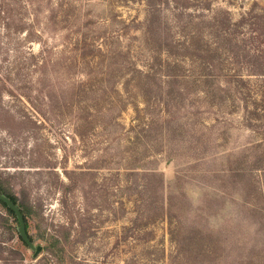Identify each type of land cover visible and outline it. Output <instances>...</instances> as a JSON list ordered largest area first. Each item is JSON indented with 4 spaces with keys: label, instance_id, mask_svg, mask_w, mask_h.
Segmentation results:
<instances>
[{
    "label": "rangeland",
    "instance_id": "rangeland-1",
    "mask_svg": "<svg viewBox=\"0 0 264 264\" xmlns=\"http://www.w3.org/2000/svg\"><path fill=\"white\" fill-rule=\"evenodd\" d=\"M0 183V264H264V3L0 0Z\"/></svg>",
    "mask_w": 264,
    "mask_h": 264
},
{
    "label": "trees",
    "instance_id": "trees-1",
    "mask_svg": "<svg viewBox=\"0 0 264 264\" xmlns=\"http://www.w3.org/2000/svg\"><path fill=\"white\" fill-rule=\"evenodd\" d=\"M0 193L9 197L13 201V203L17 204L18 207L21 209V212H22L23 218H24V222H25L26 231H27L28 225H27V218H26V210L22 207L21 204L17 203L16 197L13 194L8 193L5 190V188L2 186L1 183H0ZM0 206L2 207V209L4 211L3 213H0V225L1 226L10 227L9 219H11V221L18 223L17 218H16L13 210L10 207H8L7 204L4 203L2 200H0ZM27 234H28L29 238L31 239V241H33L32 237L30 236L28 231H27ZM18 240L21 242V244L23 246H26L19 235H18ZM55 245H57V244H55ZM1 251H2V248L0 246V252ZM58 251H60V252L55 251L54 253L53 252H51V253L53 256H55V257L57 256L60 259V262H62V257H63V256H61L62 255V249H59ZM0 259H2V258H0Z\"/></svg>",
    "mask_w": 264,
    "mask_h": 264
},
{
    "label": "water",
    "instance_id": "water-1",
    "mask_svg": "<svg viewBox=\"0 0 264 264\" xmlns=\"http://www.w3.org/2000/svg\"><path fill=\"white\" fill-rule=\"evenodd\" d=\"M264 3V0H261ZM0 200H2L4 203L7 204L8 207H10L13 212L15 213V216L18 221V225L16 227L17 233L22 239V241L25 243V245L32 251L33 257L37 256L39 252L41 251V245L40 244H35L31 239L29 238L26 227H25V222L23 218V214L21 212V209L18 207L17 204L13 203V201L0 193Z\"/></svg>",
    "mask_w": 264,
    "mask_h": 264
}]
</instances>
